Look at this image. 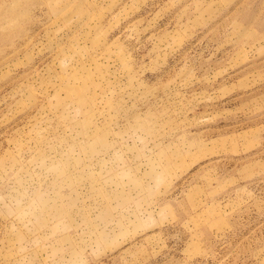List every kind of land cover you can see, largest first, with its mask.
<instances>
[{"label": "rangeland", "instance_id": "rangeland-1", "mask_svg": "<svg viewBox=\"0 0 264 264\" xmlns=\"http://www.w3.org/2000/svg\"><path fill=\"white\" fill-rule=\"evenodd\" d=\"M0 264H264V0H0Z\"/></svg>", "mask_w": 264, "mask_h": 264}]
</instances>
